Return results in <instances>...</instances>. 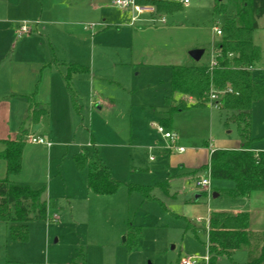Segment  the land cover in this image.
<instances>
[{"label": "rangeland", "instance_id": "1", "mask_svg": "<svg viewBox=\"0 0 264 264\" xmlns=\"http://www.w3.org/2000/svg\"><path fill=\"white\" fill-rule=\"evenodd\" d=\"M114 1L109 4L116 8ZM137 1L146 8L148 2ZM192 2L174 15L144 12L136 15L134 22L127 10L125 23L108 30L97 27L95 16L66 17L63 10L56 17V27L40 21L22 23L20 27L30 29L34 23L39 25L37 31L21 39L41 45L51 61L56 59L41 71V67L17 61L14 51L8 68L9 87L25 86L32 80L31 92L38 89L36 102L51 97L50 116L36 125L30 121L25 125L28 131L32 126L35 137H46L52 143L49 157L42 145L28 142L25 148L28 156L40 158L43 175L48 176L32 186L46 187L50 208L47 221L29 224L25 243L13 242L8 227L0 223V264H66L80 262L84 254L87 264H181L182 259L191 257L206 264L210 213L235 212L244 200L228 191L234 182L211 180L208 195L201 194L200 201L194 203L195 185L204 173H193L191 168L207 162L211 150L240 148L237 126L231 123L226 127V114L207 105L174 114L171 128L178 135L173 141L165 139L158 129L168 117L164 101L171 94L170 67L137 63L132 51V30L142 28L140 33L150 34L157 29L167 33L172 28L171 35L158 37L159 47L172 41L171 47L185 55L184 66L212 63L218 55L213 43L202 49L205 54L200 61L183 48L208 29L222 28L227 18L212 13V0ZM66 12L71 13V7ZM131 22L135 28L130 27ZM258 23L256 42L262 47L263 60L256 67L264 68V16ZM125 26L130 27L128 32ZM216 37L215 44L220 40ZM76 61L91 68L90 74L72 80L78 109L62 77L69 63ZM254 73L264 76L256 68ZM63 98L72 108L67 119L59 109ZM13 101L20 128L27 116L25 101ZM252 134L254 146L264 152V101L253 106ZM180 147L185 152H179ZM78 153L99 156L123 182L119 191L111 196L89 192L88 169L79 170L74 161ZM180 174L184 176L175 178L169 189L168 183L161 185L169 176ZM135 186L151 190L148 195L133 188L130 191ZM217 188L224 191L220 197H214ZM248 258V252L241 249L232 259L221 257L218 264H246Z\"/></svg>", "mask_w": 264, "mask_h": 264}, {"label": "trees", "instance_id": "2", "mask_svg": "<svg viewBox=\"0 0 264 264\" xmlns=\"http://www.w3.org/2000/svg\"><path fill=\"white\" fill-rule=\"evenodd\" d=\"M148 4L162 14H175L183 9L181 3L173 1H152ZM213 13L227 18L216 47L217 66L172 68L171 95L165 100L168 117L161 121L160 126L171 129L174 114L191 108H205L209 105L211 94H218L219 110L227 116L226 127L231 123L237 126L242 148L212 151L206 168L210 169L212 180L235 182L231 195L244 198L255 192H264V152L251 149L254 143L253 106L264 101V76L254 73L262 58L254 35L259 28V19L264 16V0H214ZM86 72V68L73 65L65 75L67 88L75 103L72 75ZM177 95L180 98H176ZM46 114V110L35 112L34 120L38 121ZM29 138V132L23 128L15 138L3 141L6 148L0 153V159L7 163V177L0 180V223L8 227L11 240L18 243L28 242L29 224L47 221L50 208L45 199L46 187L20 185L10 180L11 176L22 171L23 154ZM74 161L79 170L88 169V189L92 194L111 196L122 187L123 182L114 177L99 156L90 158L79 153L74 156ZM132 188L145 195L151 190L135 186L130 191ZM207 233L209 264H218L223 256L232 259L235 252L241 249L248 252L246 264H264V233L250 231L248 213L213 212ZM82 257L80 262L66 264H87L86 255Z\"/></svg>", "mask_w": 264, "mask_h": 264}, {"label": "crops", "instance_id": "3", "mask_svg": "<svg viewBox=\"0 0 264 264\" xmlns=\"http://www.w3.org/2000/svg\"><path fill=\"white\" fill-rule=\"evenodd\" d=\"M145 1L146 2H152V1H173L175 2L174 0H145ZM114 2H113V5H114ZM109 3H111V0H67V1L66 0H0V24L2 25L0 27V153L3 152L6 148L3 141L7 139L15 138L17 134L23 128L27 130L25 125L28 121H30L32 125L33 124L36 125L37 123H40L42 119L48 118L50 116L49 109H51L50 108L51 97L50 99L49 97H47L48 99H46L45 101L36 102L35 95L37 94L38 89L37 88L35 89V93L31 92L32 91L31 89H33L34 87L32 86V80L31 81L27 80L25 82V86H20L17 84V85H11L9 87V75H8L9 74L8 72L9 55L11 53L13 54L14 51H15L14 57L17 61L22 60L23 62H28L30 66H34L35 68L36 66L37 68L41 67V71L47 67L50 68L56 61V59L51 61V58L48 52L44 50L41 47V45L35 46L32 43H30L29 40L23 41L21 39L25 35L27 37V35H31L34 31H37V28H38L37 26L39 24L37 25L34 23L35 26L32 27V29H30V33L23 34L22 36H20L21 28H22L20 26L22 25V23L25 21H28L29 23L40 21V23L45 22L49 25V27H52L54 25H57V22H55L56 17H59L60 12L63 10L67 14L66 17H71V16L76 17L79 15L95 16L96 20L97 19L99 20V22H97L96 25H98L97 27H99L100 29L104 27H107L106 30L114 29L113 27L115 26L120 28V26L118 25H123L126 21L125 12L127 10L120 9L119 7L114 5L117 8L116 9L114 7H111ZM192 3H193L192 0H189L188 4H183V3L181 4L182 6H192ZM213 6H214V0H212V13H213ZM69 7H71V13L66 12V10ZM146 7L153 8L155 11L154 12L145 11V12L152 13V14H159L161 15V17L162 15H174V14L157 13L156 8L149 4H147ZM128 12L132 14L131 11H128ZM46 17L49 19L45 20ZM164 21L166 20L162 18L163 23ZM129 25L131 28H135L132 22ZM68 26L69 28L72 27V29H74L72 24H68ZM125 27H126L125 31L128 32L130 27H127V26ZM216 28L217 27H213L212 30L208 29L206 32H204V36L200 37L197 40L192 41L191 43L186 44L183 48L185 50L183 51L191 52L196 49H205V47H207V45L211 43L214 44V47H217V45L220 43L221 36H218L217 33L215 32ZM140 31H142V28H140L138 31L132 30L133 60L137 63L146 62L148 63V65H151V66L152 65H155V66L162 65V66L170 67L171 76H170L169 84H170V90H172L171 89L172 68L175 66H184L185 60L182 62V58H185V55H183V53H180L179 51H175L171 47L172 41L171 42L167 41L164 47H159L157 40L159 36L164 37V35L166 36L171 35L174 30L171 28L166 33L162 29H157L155 31H149L151 32L150 34L149 33L142 34L140 33ZM257 31L255 32V35H254V42L257 46L260 47L262 51L261 45L256 42ZM216 36L220 37V40L217 44H215L216 43L215 41L217 38ZM18 38L20 39L18 40ZM27 39H30V38H27ZM262 60L263 58H261V61L257 65H260L262 63ZM80 63L81 62L77 63L76 61L75 63L74 62L69 63L68 66L66 65L67 72L65 75L68 74L70 67L73 65L84 67L88 70V72L86 73H80V74L78 73V74L72 75V79H71L72 85L74 84V82L72 81L73 78H75L74 76L83 75V74L87 75L91 73V68L87 67V65L84 66L83 64H80ZM12 65H14V62H12ZM256 69H258L259 72L264 71V68L256 67ZM65 75H62L64 81H65ZM66 86H67V83H66ZM16 98H23L25 101L24 106L27 109V114H26L27 116L24 117L25 120L22 123L20 128H17L18 126H16V123L18 122V119L20 118H18V116L17 117L14 116L15 115L14 114L15 105L13 103L14 102L13 100H15ZM61 101L63 102V106L59 109H61V113H63V116L67 119V117H69V114H70V109L72 108L65 98H63ZM72 101H73V105L75 104V108L78 109L79 107H76V103L74 102L73 99ZM76 102H77V98H76ZM164 107L166 108L165 101H164ZM44 110L47 111V114L40 116L39 120L35 121L34 113L42 112ZM22 115H25V114H22ZM31 128H29V131L28 130L27 131L29 132L30 136L34 135L35 137V134L34 132H32ZM18 129L20 130L18 131ZM166 130L175 133L176 136L178 135V132L176 130H173L172 128L169 130L168 129ZM252 137L254 139L253 134H252ZM46 140L48 143H50V146L49 145H42V146H43V150H45V152L48 153V157H49L52 153L53 147H52V143L49 142L48 138H46ZM255 140L256 139H254V142ZM241 148L242 146L240 148H234L230 150H237ZM251 149L254 152H262V151H258L259 149H262V148L255 147L254 143L252 144ZM212 151L214 150H211L208 154L207 162L192 166L193 168H191V170H193V173H198L200 175H203V173L204 174L206 173V171L208 170L206 168V165H208L210 162V155ZM48 157L45 156L44 158H48ZM28 159L30 162L28 161ZM49 160H50L49 165L51 166V162H52L51 158ZM40 161H41L40 158H36V157L32 158L31 155L28 156V152L24 150L22 171L19 175L11 176L10 180L15 184H20V185H25V184L36 185L39 183H43L44 180L48 178V176L43 175L44 171H42L41 169L42 163ZM33 163H36V166H33ZM179 176L183 177L184 174H180L175 177L169 176V178L164 183H162V186L168 183V189H169L172 182H175L174 179L178 178ZM6 177H7V163L6 161L0 159V180L5 179ZM198 180L200 179L198 178ZM195 187L197 191L194 197V203H198L201 199V194L208 195L209 189L200 188L197 186V183ZM235 187H236V184L234 186H231V188L228 191L231 193L235 189ZM216 190H217V193L214 194V197H220V195H222V193L224 192L223 189L217 188ZM241 199L244 200V202H240L241 204L239 208L240 210H237L231 213L232 214L248 213L250 215V231L254 233H264V228L262 227V225H264V192H255L251 194L249 197H244ZM211 214L212 213H210V216ZM210 216H209V219H210ZM254 225L256 226L255 228H254ZM208 227H209V224H208Z\"/></svg>", "mask_w": 264, "mask_h": 264}, {"label": "built area", "instance_id": "4", "mask_svg": "<svg viewBox=\"0 0 264 264\" xmlns=\"http://www.w3.org/2000/svg\"><path fill=\"white\" fill-rule=\"evenodd\" d=\"M175 2H179V3H183V4H188L189 0H174ZM114 5L119 7L120 9L123 10H128L132 12V22L135 21L136 19V15L144 13L145 11H149V12H154L155 10L153 8H148V7H142L137 0H117L114 2ZM92 28V27H91ZM215 32L217 33L218 36L222 35V31L220 28H216ZM30 33V28H28L27 26H22L21 28V33L20 36H22L23 34H28ZM211 68H214L217 66V61L216 58L214 59V61L212 63H210L209 65ZM219 95L216 93H212L210 96V102L209 105L214 108V109H220L219 106ZM159 133L164 135V138L169 140V141H173L176 139V134L171 132V131H167L165 128H163L162 126H160V128L158 129ZM29 142L34 143V144H38V145H49L50 143L47 142L45 137H30L29 138ZM170 149H173V146L170 145L169 146ZM179 152H185V149L183 148H177ZM210 181H211V172L210 169H208L206 171V173L204 174V176H202L200 178V180L197 181V186L203 189H209L210 187ZM181 264H199L196 262V260L191 257L188 259H182ZM206 264H209V256L206 259Z\"/></svg>", "mask_w": 264, "mask_h": 264}, {"label": "water", "instance_id": "5", "mask_svg": "<svg viewBox=\"0 0 264 264\" xmlns=\"http://www.w3.org/2000/svg\"><path fill=\"white\" fill-rule=\"evenodd\" d=\"M205 51L202 49H196L189 53L190 57L195 61H200L203 57Z\"/></svg>", "mask_w": 264, "mask_h": 264}]
</instances>
